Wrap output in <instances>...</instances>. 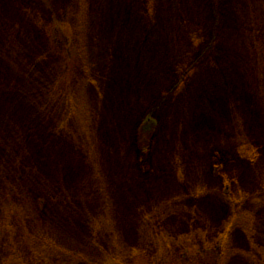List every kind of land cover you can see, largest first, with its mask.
<instances>
[{
	"label": "rangeland",
	"instance_id": "rangeland-1",
	"mask_svg": "<svg viewBox=\"0 0 264 264\" xmlns=\"http://www.w3.org/2000/svg\"><path fill=\"white\" fill-rule=\"evenodd\" d=\"M0 264H264V0H0Z\"/></svg>",
	"mask_w": 264,
	"mask_h": 264
}]
</instances>
